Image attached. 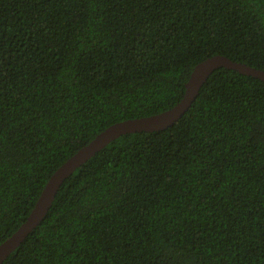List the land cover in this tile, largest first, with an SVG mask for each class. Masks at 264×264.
Segmentation results:
<instances>
[{
  "label": "trees",
  "instance_id": "obj_1",
  "mask_svg": "<svg viewBox=\"0 0 264 264\" xmlns=\"http://www.w3.org/2000/svg\"><path fill=\"white\" fill-rule=\"evenodd\" d=\"M216 55L264 71V0H0V245ZM3 264H264V82L219 67L172 126L111 141Z\"/></svg>",
  "mask_w": 264,
  "mask_h": 264
},
{
  "label": "water",
  "instance_id": "obj_2",
  "mask_svg": "<svg viewBox=\"0 0 264 264\" xmlns=\"http://www.w3.org/2000/svg\"><path fill=\"white\" fill-rule=\"evenodd\" d=\"M223 66L264 82L263 70L234 62L225 56L216 55L198 64L185 85L186 91L184 97L173 108L157 115L126 120L109 126L92 139L88 145L79 149L56 170L45 184L34 209L26 221L0 245V264H3L25 237L42 222L62 182L73 174L77 168L121 135L143 131H158L172 126L190 108L207 77L215 69Z\"/></svg>",
  "mask_w": 264,
  "mask_h": 264
},
{
  "label": "bare ground",
  "instance_id": "obj_3",
  "mask_svg": "<svg viewBox=\"0 0 264 264\" xmlns=\"http://www.w3.org/2000/svg\"><path fill=\"white\" fill-rule=\"evenodd\" d=\"M36 205V204H35ZM34 209V208H33Z\"/></svg>",
  "mask_w": 264,
  "mask_h": 264
}]
</instances>
